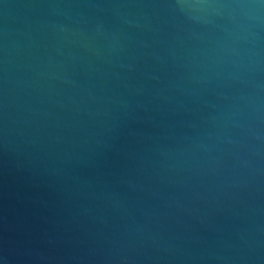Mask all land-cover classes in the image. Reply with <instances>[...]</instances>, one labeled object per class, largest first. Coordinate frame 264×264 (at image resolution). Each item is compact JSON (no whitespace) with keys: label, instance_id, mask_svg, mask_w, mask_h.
Wrapping results in <instances>:
<instances>
[{"label":"water","instance_id":"obj_1","mask_svg":"<svg viewBox=\"0 0 264 264\" xmlns=\"http://www.w3.org/2000/svg\"><path fill=\"white\" fill-rule=\"evenodd\" d=\"M0 264H264V0H0Z\"/></svg>","mask_w":264,"mask_h":264}]
</instances>
